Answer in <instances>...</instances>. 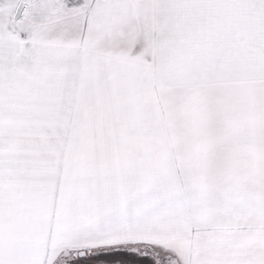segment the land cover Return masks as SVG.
<instances>
[{"label": "snow or ice", "instance_id": "obj_1", "mask_svg": "<svg viewBox=\"0 0 264 264\" xmlns=\"http://www.w3.org/2000/svg\"><path fill=\"white\" fill-rule=\"evenodd\" d=\"M0 264H264V0H0Z\"/></svg>", "mask_w": 264, "mask_h": 264}]
</instances>
